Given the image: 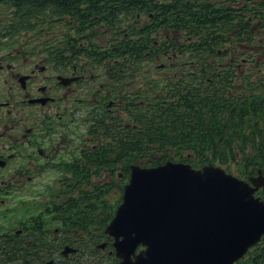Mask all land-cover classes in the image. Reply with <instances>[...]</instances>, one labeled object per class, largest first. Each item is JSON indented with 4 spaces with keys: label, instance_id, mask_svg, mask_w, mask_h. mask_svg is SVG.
I'll return each instance as SVG.
<instances>
[{
    "label": "flooded vegetation",
    "instance_id": "obj_1",
    "mask_svg": "<svg viewBox=\"0 0 264 264\" xmlns=\"http://www.w3.org/2000/svg\"><path fill=\"white\" fill-rule=\"evenodd\" d=\"M242 6L246 3L227 0L225 14L234 29L214 41L218 56L207 61V71L197 58V36L184 34L182 12L175 33L168 31L166 4L160 22L154 17L158 11L139 12L122 25L105 19L79 22L73 10L52 24L36 22L0 46L2 264H58L55 246H94L101 256L115 253L107 225L109 237H102L105 207L113 208L117 182L127 184L133 166L150 168L168 160L165 124L175 106L196 112L200 93L208 91L210 106L216 108L217 97L225 93L227 101L240 97L244 105L249 102L264 122V19L249 20L255 40L251 58L246 17L240 36L236 29L237 17L246 16ZM97 13L115 15L85 11L82 16ZM223 78L228 87L220 85ZM115 154L132 157L115 162ZM94 188L100 190L95 208L79 205L78 193L91 195ZM104 196L112 202L103 204ZM256 196L264 198V187ZM86 216L99 222H78ZM102 244L105 248L98 247ZM262 246L264 237L239 264L261 255ZM11 250H17L18 262L7 260ZM95 260L103 264L102 257Z\"/></svg>",
    "mask_w": 264,
    "mask_h": 264
},
{
    "label": "trees",
    "instance_id": "obj_2",
    "mask_svg": "<svg viewBox=\"0 0 264 264\" xmlns=\"http://www.w3.org/2000/svg\"><path fill=\"white\" fill-rule=\"evenodd\" d=\"M233 2V0H230ZM246 3L242 10H246L245 15L237 17V34L240 36L244 18H247V43L248 56L253 58L252 46L255 40L251 39L254 32L251 31L254 25L249 20L264 19V0H238ZM116 4L113 7H101L98 4ZM157 3V7L150 4ZM166 4V27L168 31L175 33L178 26V16L182 12L183 31L185 35L197 36L198 56L201 61V69L207 71L209 59L217 57V48L214 41L226 39L229 33L233 32L234 26L232 18L225 12L227 0H0V45H7L14 41L16 37L25 30L31 29L36 22L42 25L52 24L56 20L65 18L68 12L77 10L80 16L76 20H102L107 22H117L122 25L123 19L135 17L137 13L158 11L154 17L158 22L161 21L160 11ZM212 9H215L212 12ZM85 11H115L114 14H97L82 16ZM220 14L214 19L212 14ZM244 24V25H245ZM125 48V47H123ZM225 80V78H223ZM220 82L222 88L228 87L226 80ZM230 87L240 89V85ZM208 91L200 93L199 109L196 112H188L185 108L175 106L165 124V140L167 143V159L187 162L195 168H201L206 164H216L225 167L233 164L236 166V174L241 177L256 174L258 169L264 171V122L258 121V110L251 108L249 102L240 97H231L227 101V95L222 93L216 99L212 108L208 99ZM188 115L187 121L180 120V116ZM157 124V134L161 135V125ZM174 148L177 152H171ZM132 156L126 154H115V162L129 160ZM231 172V171H229ZM129 174V170L125 171ZM118 174V172H117ZM118 186V187H117ZM118 192H115V204L113 208L106 209L102 217V237L108 238L104 233V226L108 224L117 206L122 202L124 183L117 182ZM102 196L106 193L105 187L102 188ZM99 192V194H98ZM100 195L99 188H94L92 194L80 191L76 198L80 205L83 202L90 203L95 208L97 198ZM105 202H112L104 196ZM86 221L88 224H97L99 219L96 217H79L78 222ZM64 246H55V258L58 264H102L96 262V258L102 257L103 264H115L118 259L115 254L104 253L94 249V246H73L78 248V252L71 259H65L61 255ZM261 255H254L248 264H264V246L261 248ZM17 250H11L8 256L9 262H18L16 257ZM78 258V259H76ZM0 252V264H2ZM21 261H26L23 258ZM242 264L243 261H242ZM246 264V263H245Z\"/></svg>",
    "mask_w": 264,
    "mask_h": 264
},
{
    "label": "water",
    "instance_id": "obj_3",
    "mask_svg": "<svg viewBox=\"0 0 264 264\" xmlns=\"http://www.w3.org/2000/svg\"><path fill=\"white\" fill-rule=\"evenodd\" d=\"M262 186L261 169L247 181L212 163L133 166L105 230L117 264H237L264 235V198L255 195Z\"/></svg>",
    "mask_w": 264,
    "mask_h": 264
},
{
    "label": "rangeland",
    "instance_id": "obj_4",
    "mask_svg": "<svg viewBox=\"0 0 264 264\" xmlns=\"http://www.w3.org/2000/svg\"><path fill=\"white\" fill-rule=\"evenodd\" d=\"M9 43H10V42H9ZM0 46H2V45H0ZM227 168H228V169L230 168L229 171H231V173L236 174V172H235V170H236V166H235V165L231 164V165L227 166ZM229 171H228V172H229ZM236 175H237V174H236Z\"/></svg>",
    "mask_w": 264,
    "mask_h": 264
}]
</instances>
